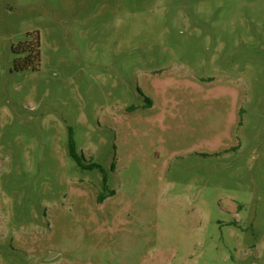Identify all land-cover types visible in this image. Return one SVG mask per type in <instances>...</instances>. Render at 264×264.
<instances>
[{
    "label": "rangeland",
    "instance_id": "374dc122",
    "mask_svg": "<svg viewBox=\"0 0 264 264\" xmlns=\"http://www.w3.org/2000/svg\"><path fill=\"white\" fill-rule=\"evenodd\" d=\"M0 264H264V0H0Z\"/></svg>",
    "mask_w": 264,
    "mask_h": 264
},
{
    "label": "trees",
    "instance_id": "16d2710c",
    "mask_svg": "<svg viewBox=\"0 0 264 264\" xmlns=\"http://www.w3.org/2000/svg\"><path fill=\"white\" fill-rule=\"evenodd\" d=\"M38 57H39V52H38V49H36L35 52L33 53V58H38ZM25 67H28V62H26V61H24L20 65V68H25ZM68 152H69L70 157L81 168H89V169H92L94 167H99L96 164L94 166H91V165H83L82 162H81V160H80V158H79V155L76 152L75 145H74V142L72 140H69V143H68ZM111 167H113V165H111ZM106 182H107V175L105 173L103 175V183H104L103 188L106 187ZM110 194H113V191H111ZM103 199H104L103 194H99L98 197H97L98 202H101Z\"/></svg>",
    "mask_w": 264,
    "mask_h": 264
}]
</instances>
